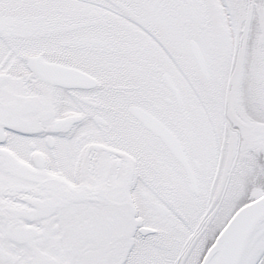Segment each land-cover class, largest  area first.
Returning a JSON list of instances; mask_svg holds the SVG:
<instances>
[{
  "label": "snow or ice",
  "instance_id": "6c2138e0",
  "mask_svg": "<svg viewBox=\"0 0 264 264\" xmlns=\"http://www.w3.org/2000/svg\"><path fill=\"white\" fill-rule=\"evenodd\" d=\"M0 264H264V0H0Z\"/></svg>",
  "mask_w": 264,
  "mask_h": 264
}]
</instances>
